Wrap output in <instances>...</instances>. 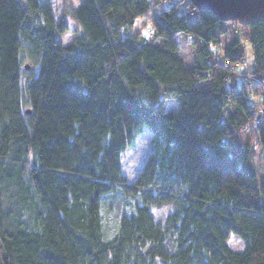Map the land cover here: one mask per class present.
<instances>
[{"label": "trees", "instance_id": "trees-1", "mask_svg": "<svg viewBox=\"0 0 264 264\" xmlns=\"http://www.w3.org/2000/svg\"><path fill=\"white\" fill-rule=\"evenodd\" d=\"M162 2L82 0L63 44L52 0H0V264H264V170L248 163L259 151L264 164L250 106L264 102V20L234 22L244 41L220 51L228 23L183 0L150 38L132 33ZM146 130L129 184L121 159ZM117 200L129 210L108 232L103 205Z\"/></svg>", "mask_w": 264, "mask_h": 264}, {"label": "rangeland", "instance_id": "rangeland-1", "mask_svg": "<svg viewBox=\"0 0 264 264\" xmlns=\"http://www.w3.org/2000/svg\"><path fill=\"white\" fill-rule=\"evenodd\" d=\"M81 1L82 0H52V7L54 10L55 17L64 18L69 26V32L64 33L60 37L63 44L69 43L72 39L73 32L78 30V26L71 19L69 15V11L77 7ZM164 1H166L168 4L175 5L178 8H181V7L184 8L187 5V3L183 2V0H164ZM167 3H165L164 5L162 2L161 5L151 8L144 16H142L141 18H138L131 32L136 33L140 36L142 35V36L150 38V34H151L150 21L151 19H153V17H155L159 13L160 10H162L163 6H168ZM184 9L188 10V7ZM237 25L240 26L239 24ZM237 25H235L234 22H228V33L225 37L221 39V44L217 48V50L221 51V49L225 47L227 44H229L233 38L238 37L239 40L241 39L244 41L243 39L244 31L241 28H239ZM241 27H244V26H241ZM188 42H189L188 39L187 38L185 39L183 36H179L177 38V44L179 47L180 55L185 61V63L189 65L192 62V51L190 49V45ZM246 54H249L247 49H246ZM248 62H249L248 66L241 65V67H239L238 72L240 73L242 71L244 73L248 72L249 69H251L252 67L250 63L251 62L250 57L248 58ZM249 77L250 76H248L247 79ZM263 92H264V89H262V87L258 84L257 93L262 94ZM258 99L259 101H261L260 97H258ZM165 110L166 111H171V110L176 111L177 107L174 103L167 101L165 104ZM226 114H228V111H226ZM150 136H151L150 132L146 130L137 139L135 148L132 150H127L121 159L122 174L124 175V177L126 178L129 184L135 181L140 171V168L142 167L146 157L149 155ZM246 136H250V134H247ZM248 163L250 164L251 167L255 169L257 176L262 175L263 170H264V164H263L262 155L260 154L259 151H256L250 157V160ZM239 167L242 168V165L240 164ZM103 206H104V210L105 208L108 209V207L106 206H111L110 208L111 211L104 213V219H105L104 228L106 229V231L112 232L114 229V223L117 217H119L121 212H124V211L127 212L129 210V207L125 205L123 201H120V200L113 201L110 205L104 204ZM227 242L233 251H241L244 248L243 242H241V240L238 237L232 234L229 235ZM2 257H3V253L1 252V249H0V259Z\"/></svg>", "mask_w": 264, "mask_h": 264}, {"label": "water", "instance_id": "water-1", "mask_svg": "<svg viewBox=\"0 0 264 264\" xmlns=\"http://www.w3.org/2000/svg\"><path fill=\"white\" fill-rule=\"evenodd\" d=\"M199 11L212 13L224 23L248 26L264 20V0H187ZM27 69V67H26Z\"/></svg>", "mask_w": 264, "mask_h": 264}, {"label": "built area", "instance_id": "built-area-1", "mask_svg": "<svg viewBox=\"0 0 264 264\" xmlns=\"http://www.w3.org/2000/svg\"><path fill=\"white\" fill-rule=\"evenodd\" d=\"M216 61L217 62H219V61L221 62V59L220 58H216ZM245 63L246 62L242 61L241 65L247 66ZM222 64H223V67H228V63L227 62H225V63L223 62ZM235 69L236 70L238 69L237 65H233L231 67V70H235ZM251 80H252V77H249L248 81L250 83L252 82ZM259 102H261V103H259ZM250 106H251L252 113H253L252 115L254 116V121H253L254 125L255 126H260V125L264 124V102H263V99H261V101H259V99H257V97L253 96V94H252V96L250 98ZM239 133L245 134V135L250 134L251 133L250 126H246L245 128L240 129Z\"/></svg>", "mask_w": 264, "mask_h": 264}]
</instances>
